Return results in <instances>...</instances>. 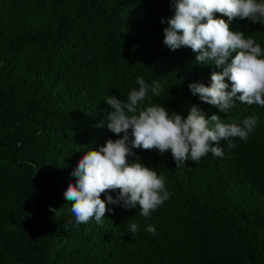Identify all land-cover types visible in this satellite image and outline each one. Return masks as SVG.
<instances>
[{
	"label": "trees",
	"instance_id": "1",
	"mask_svg": "<svg viewBox=\"0 0 264 264\" xmlns=\"http://www.w3.org/2000/svg\"><path fill=\"white\" fill-rule=\"evenodd\" d=\"M172 3L0 0V264H264V107L234 98L223 113L191 92L222 68L164 44ZM229 25L264 49V25ZM141 76L163 89L142 107L158 102L186 116L197 105L207 117L257 122L232 149L221 141L223 157L209 152L180 167L170 150L134 148L129 159L162 174L169 199L148 217L138 205L108 204L102 223L77 224L64 196L73 169L119 138L106 126L105 98L126 101Z\"/></svg>",
	"mask_w": 264,
	"mask_h": 264
},
{
	"label": "clouds",
	"instance_id": "2",
	"mask_svg": "<svg viewBox=\"0 0 264 264\" xmlns=\"http://www.w3.org/2000/svg\"><path fill=\"white\" fill-rule=\"evenodd\" d=\"M172 6L174 15L163 30L164 44L172 50L190 47L198 53V62L222 68L212 72L210 85L191 83V92L223 113L234 106V98L242 104L264 107V49L252 36L245 38L243 31H233L229 25L234 19L264 25V0H173ZM225 78L231 82L230 91ZM136 83L138 89L132 88L126 101L115 95L105 98L111 106L106 126L119 138L107 139L98 148L84 152L73 169L76 180L68 184L64 196L72 201L77 224L92 218L102 223L106 212L111 211L108 204L127 208L138 205L139 214L148 217L169 199L165 177L139 159H129L135 155L134 148L157 149L160 153L170 150L176 167H180L188 160L198 162L209 152L223 157L221 141L232 149L236 146L234 138L246 140L257 122L255 115L242 123L225 122L215 113L207 117L197 105H192L186 116L170 112L158 102L142 107L145 98L151 101L160 97L163 89L159 81L150 85L142 76ZM149 90L152 96H148ZM116 190L119 194L114 199L108 193ZM129 227L132 233L138 229L135 223ZM146 231L155 234V226L149 225Z\"/></svg>",
	"mask_w": 264,
	"mask_h": 264
}]
</instances>
